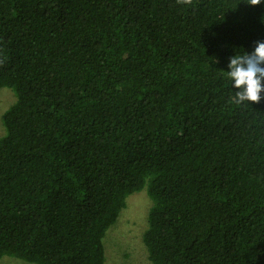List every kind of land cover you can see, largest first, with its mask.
I'll return each mask as SVG.
<instances>
[{
	"label": "trees",
	"instance_id": "obj_1",
	"mask_svg": "<svg viewBox=\"0 0 264 264\" xmlns=\"http://www.w3.org/2000/svg\"><path fill=\"white\" fill-rule=\"evenodd\" d=\"M264 0H0V259L104 264L127 197L153 264H264V92L230 57Z\"/></svg>",
	"mask_w": 264,
	"mask_h": 264
},
{
	"label": "rangeland",
	"instance_id": "obj_2",
	"mask_svg": "<svg viewBox=\"0 0 264 264\" xmlns=\"http://www.w3.org/2000/svg\"><path fill=\"white\" fill-rule=\"evenodd\" d=\"M15 99V93L11 88H0V136L5 133L2 114ZM151 205L152 200L146 188L135 191L127 197L126 206L120 211L116 222L110 226L103 238L104 264H153L142 239L148 225V212ZM0 264L35 263L4 255L0 259Z\"/></svg>",
	"mask_w": 264,
	"mask_h": 264
},
{
	"label": "clouds",
	"instance_id": "obj_3",
	"mask_svg": "<svg viewBox=\"0 0 264 264\" xmlns=\"http://www.w3.org/2000/svg\"><path fill=\"white\" fill-rule=\"evenodd\" d=\"M194 0H177L180 5L192 6ZM255 6L261 0H245ZM227 76L234 81V86L241 91L236 93L237 102H256L261 100L264 92V41H257L254 51L235 54L230 57Z\"/></svg>",
	"mask_w": 264,
	"mask_h": 264
}]
</instances>
